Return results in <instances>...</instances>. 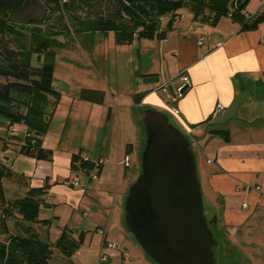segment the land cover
<instances>
[{
    "label": "crops",
    "instance_id": "obj_1",
    "mask_svg": "<svg viewBox=\"0 0 264 264\" xmlns=\"http://www.w3.org/2000/svg\"><path fill=\"white\" fill-rule=\"evenodd\" d=\"M250 1L246 13H264V0L254 7ZM179 12L162 41L135 39L117 45L113 33L111 41L107 40L111 34H100L109 49L128 51L127 70L116 69L112 86L108 78L107 83L91 85L83 78L80 83L66 80L60 90L52 84L59 100L42 138V148L52 153L51 161L20 155L18 138L26 128L1 124L0 138L15 137L0 151V161L12 173L6 183L11 191L3 184L5 196L23 197L30 189L48 186L38 218L48 225H33L35 233L42 229L49 234L53 225L58 236L66 228L74 238L105 230V236H99L106 242L109 230L121 224L127 190L139 169L144 135L138 116L152 109L169 116L173 126L188 136L191 147L208 157L204 167L199 157L195 162L204 213L216 219L213 233L219 256L233 258L231 264H264V22L252 32H240L229 18L210 27L190 16L183 27ZM169 19H161V30ZM136 45L137 61L130 57ZM142 48L147 64L140 66ZM181 76L187 89L176 97ZM164 84H171L169 94L162 92ZM82 90L102 93V102L96 101L98 94L82 100ZM137 95H142L138 103ZM217 106L221 110L215 113ZM214 130L227 131L228 141L212 135ZM73 155L100 162L98 180L88 182L84 173L72 171ZM71 182L77 185H65Z\"/></svg>",
    "mask_w": 264,
    "mask_h": 264
},
{
    "label": "trees",
    "instance_id": "obj_2",
    "mask_svg": "<svg viewBox=\"0 0 264 264\" xmlns=\"http://www.w3.org/2000/svg\"><path fill=\"white\" fill-rule=\"evenodd\" d=\"M249 1L0 0V118L7 123V128L16 124L26 128V134L18 138L22 143L19 154L36 161H51L52 153L42 148V138L59 100V93L52 89L55 53L51 48L57 45L55 38L65 32L73 36L78 33H113L117 45H129L135 39L162 41L179 17L178 12L183 9L188 11L193 21L210 27H215L223 18H229L240 26V32H252L264 22V13H246L244 10ZM34 5L40 8L41 14L27 25L43 37L30 34V41L26 42L27 30L20 32L11 17L25 13ZM47 14L54 15L58 30H51L55 28L54 24L46 29L45 20L50 19ZM166 16L170 19L161 30L160 21ZM66 18L70 20V27ZM33 56L41 58L39 62H43L42 65H32ZM92 94L100 95L96 101L102 102L100 92L82 90L80 98L88 100ZM141 98L142 95H137L134 100L138 103ZM138 123L143 132L140 116ZM210 133L224 142L229 139L225 130ZM12 139L15 137L0 138V151H5ZM94 168L99 177L100 162L89 163L80 155L71 157L72 171H80L88 177ZM11 178L10 169L0 161V236L4 238L0 240V264H51L53 249L70 260L81 248L84 234L74 238L73 232L64 228L54 244L40 240L33 225H48L47 221L38 219L40 208L46 205L44 196L48 186L30 189L23 197L7 199L3 181ZM15 214L20 220L19 232L11 234L7 221ZM213 229V238L219 245Z\"/></svg>",
    "mask_w": 264,
    "mask_h": 264
},
{
    "label": "water",
    "instance_id": "obj_3",
    "mask_svg": "<svg viewBox=\"0 0 264 264\" xmlns=\"http://www.w3.org/2000/svg\"><path fill=\"white\" fill-rule=\"evenodd\" d=\"M140 117L144 146L124 201L126 230L153 264H216V219L204 215L188 136L161 112L147 109Z\"/></svg>",
    "mask_w": 264,
    "mask_h": 264
},
{
    "label": "rangeland",
    "instance_id": "obj_4",
    "mask_svg": "<svg viewBox=\"0 0 264 264\" xmlns=\"http://www.w3.org/2000/svg\"><path fill=\"white\" fill-rule=\"evenodd\" d=\"M250 3H251V7H254L258 4V0H251ZM179 13L181 14V18H182V26L186 27L187 25L186 19L191 15L188 13L187 10L184 9L181 10ZM40 14H41L40 8L37 5H34L25 13L13 15L11 17L12 22L18 27L20 32L25 33V31L27 30L26 42L30 41L31 38L30 34L41 35L37 31L32 30V27L30 25H27L30 23V21L34 22L33 20L38 19ZM47 16L50 17V19L45 20V24L47 25L46 29L54 24L55 28L51 30H58V26L54 23L55 22L54 15L52 16L51 14H47ZM66 22L70 27L71 25L70 20L67 19ZM34 26L38 27L37 25ZM88 34L78 33L75 36H73L71 33L65 32L59 38H55L57 45L51 48L52 49L51 51L55 53V56L52 60L53 74H54L53 75L54 81L52 84L55 90L63 89L66 80H71V81H75L76 83H80L82 81V79L80 78H83V81L86 85L95 84L96 82H99L100 84L107 83L108 81L106 79L108 78L109 84L112 86V83H114V81H112L113 79L112 75H114L116 69H118V72L121 71L123 72L127 70L126 59L128 57V51L120 52V50H118L116 53V51H113L112 49H109L107 47L108 45L107 42L111 41V38H113L112 33H109L111 34L109 37L110 40L107 39L108 40L107 41L105 39L104 44L102 42V39L99 37L100 36L99 33H96L95 36H91ZM41 36L43 37V35ZM137 50L138 47L136 45L133 47L132 51H130L132 54V56L130 57H134L135 61H137V57H136ZM140 52H141V56L145 55L144 54L145 51L143 48L140 50ZM141 56L139 57L140 66L147 64V59ZM121 59L124 60V65H122L123 61ZM40 60L41 58L33 56L32 65L34 66L42 65L43 62H39ZM180 84L183 86L182 83ZM169 87L171 88V84L169 85ZM169 87L163 89L162 92H166L169 94L170 93ZM168 119L169 122L173 125L174 123L170 120L169 116ZM1 124H5L7 126V123L2 118H0V133L2 132L4 133ZM14 126H17V124ZM232 130L233 129H231V131ZM191 149L195 156V159L199 157L201 166L204 167L205 158L208 159V157L204 156L205 155L204 153L199 155V152H197L196 148L194 147ZM215 149L216 148H214L213 150ZM212 164L213 163L211 158V164H210L211 167H213ZM135 167H137V163L135 164ZM201 170L203 171V169ZM201 170L200 167L198 166V172L201 173ZM139 172L140 171L138 169L137 176L139 175ZM7 182L8 180H5L3 181V184L6 185L7 190L9 192L10 185L6 184ZM91 182H95V181H91ZM205 205L206 204H203L206 211ZM40 212L42 214L43 211L40 210ZM56 213H61V212L59 210H56ZM204 215L206 216L207 220H209V216H207V214L205 213ZM123 217L124 214L122 211L121 224H119V226H116V228H112L109 230L106 237V242L102 243L103 241L102 237L97 235L91 230L88 233L84 234L81 248L77 253H75L70 258V260H67L59 252L53 249L51 264H152L143 255L138 245L134 242L131 235L126 230ZM19 223L20 220L17 218L16 214L12 219L7 221L8 229L11 234H18ZM47 232H48L47 230L42 231V229H37L36 234L40 240L48 241L49 243L54 244L58 238V234L56 233V227H54L53 225L50 228L49 234H47ZM0 240H4V238L0 236ZM106 243L113 244L118 249L106 250L105 249ZM222 255L224 256L223 252ZM103 257L104 259H102ZM215 257L217 259L216 264H231L230 262L233 259V258H223V257L221 258L219 256L218 247L215 248Z\"/></svg>",
    "mask_w": 264,
    "mask_h": 264
},
{
    "label": "built area",
    "instance_id": "obj_5",
    "mask_svg": "<svg viewBox=\"0 0 264 264\" xmlns=\"http://www.w3.org/2000/svg\"><path fill=\"white\" fill-rule=\"evenodd\" d=\"M201 42H202V39H199L198 42H197V45H200ZM180 81H181V83L183 84V86H180V87L176 90V92H175L176 97H180L179 92H180L181 88H183L184 86L187 85V80H186V78L182 77V78H180ZM166 87H167L166 84H164V85L162 86V89H163V88H166ZM174 99H175V98H174ZM220 110H221V107H220V106H217V107H216V110H215V113H218ZM83 159H84V161L87 160L86 157H83ZM124 163H125V165L127 166V160H126V159H125ZM96 174H97V170H96V168H94V169L90 172L89 176L86 177V178H87V181H88V182H91V181H96V180H98V176H97ZM65 185H67V186H70V185H72V186H76L77 183H76V182H71V183H67V184H65ZM256 190H259V189L257 188ZM97 232H98L99 235H101V236H103V237L105 236V230H98ZM102 246H103V245H102ZM105 249H106V250H116V249H118V248H117L116 246H114L113 244L106 243V248H105ZM102 259H104V257H103Z\"/></svg>",
    "mask_w": 264,
    "mask_h": 264
}]
</instances>
